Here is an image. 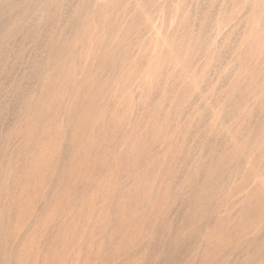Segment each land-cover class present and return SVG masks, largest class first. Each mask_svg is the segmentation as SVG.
I'll return each instance as SVG.
<instances>
[{
	"label": "rangeland",
	"instance_id": "374dc122",
	"mask_svg": "<svg viewBox=\"0 0 264 264\" xmlns=\"http://www.w3.org/2000/svg\"><path fill=\"white\" fill-rule=\"evenodd\" d=\"M0 264H264V0H0Z\"/></svg>",
	"mask_w": 264,
	"mask_h": 264
}]
</instances>
